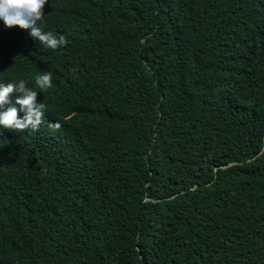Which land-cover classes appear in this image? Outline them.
Here are the masks:
<instances>
[{
    "label": "trees",
    "instance_id": "trees-1",
    "mask_svg": "<svg viewBox=\"0 0 264 264\" xmlns=\"http://www.w3.org/2000/svg\"><path fill=\"white\" fill-rule=\"evenodd\" d=\"M39 26L66 43L0 20V83L46 106L0 125V264H264V0H48Z\"/></svg>",
    "mask_w": 264,
    "mask_h": 264
},
{
    "label": "clouds",
    "instance_id": "clouds-1",
    "mask_svg": "<svg viewBox=\"0 0 264 264\" xmlns=\"http://www.w3.org/2000/svg\"><path fill=\"white\" fill-rule=\"evenodd\" d=\"M48 0H0V20L7 28L19 27L28 31L31 38L39 40L43 45L55 50L66 43L63 36L57 39L51 32H45L39 26L44 16V6ZM35 83L41 92L52 87V74L47 72L35 77ZM13 93H19L15 102L11 100ZM38 92L27 86L25 80L0 83V125L5 128L37 130L42 123L45 104L37 103ZM17 105L19 107H17ZM20 112L24 115L21 117ZM55 129L59 122L52 125Z\"/></svg>",
    "mask_w": 264,
    "mask_h": 264
}]
</instances>
